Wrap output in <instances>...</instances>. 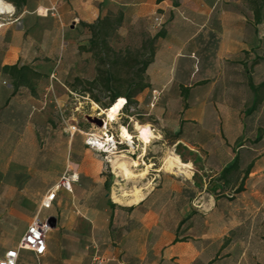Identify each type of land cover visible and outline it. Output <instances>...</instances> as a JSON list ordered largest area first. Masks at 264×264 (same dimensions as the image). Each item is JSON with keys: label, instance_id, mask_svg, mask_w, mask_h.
I'll return each instance as SVG.
<instances>
[{"label": "rangeland", "instance_id": "374dc122", "mask_svg": "<svg viewBox=\"0 0 264 264\" xmlns=\"http://www.w3.org/2000/svg\"><path fill=\"white\" fill-rule=\"evenodd\" d=\"M39 1L42 4L44 0ZM168 2L174 6L178 2L177 21L181 24L187 21L184 17L193 18L197 11L206 14L207 26L222 39L215 64L208 70L211 81L201 87L193 85L180 135L184 101L176 82L158 93L154 107H150L154 89L145 88L133 99L138 107L132 118L123 117L109 124L116 133L121 124L132 130L137 128L136 123L152 124L159 136L143 151L146 166L150 165L148 174L131 180L118 176L104 155L86 149L85 132L99 130L100 125L89 119V114L97 113L96 103L104 109L113 100L105 81L107 71L116 74L114 86L122 92L127 91L128 81L140 73L137 61L151 54L150 40L159 14L140 19L125 17L110 31L109 47L99 45L94 49L88 27L80 22L72 23L74 26L63 24L58 16L46 14L45 7L39 6L33 13L13 11L5 16L8 24L1 31L8 29L0 35V69L1 56L8 53V58H15L9 49L19 45L27 56L24 62L33 59V66L43 76L35 79V91L23 86L14 97L29 109V124L21 133L5 127L0 133V254L17 245L32 221L28 205L42 203L49 192L57 190L49 211L58 218L57 225L62 226L68 246L89 245L85 249L88 264L96 255L118 259L121 254L127 259L124 254L135 247V241L144 242L153 264H160L161 250L170 246V252L176 254L174 258L190 257L187 244L172 243L181 219L190 213L179 229V238L192 227L187 233L196 236L201 251L196 264L210 258H214L213 264H264V137L254 142L255 132L243 130L244 113L253 100L249 80L257 84L264 80V25L255 24L253 0ZM107 9L105 15L112 12L116 18L119 8ZM196 47L194 39L182 46L171 38H159L154 43L156 56L147 68L146 81L147 72L161 70L167 82L177 68L178 52L182 49L183 54L194 53ZM0 79L4 87L12 90L11 79ZM74 124L82 131L72 138L69 128ZM255 129L264 131V102L258 110ZM170 150L192 164L191 175L162 169ZM236 153L242 169L250 164L252 169L245 190L228 200L224 197L231 196L235 186L222 190L216 178L222 163ZM140 162L138 172L146 167ZM75 174L79 179L73 181ZM106 181L109 185L105 186ZM184 186L196 188L198 196L192 200L180 197ZM144 187L147 194L142 205V200L127 204L114 197L120 196L124 188ZM107 198L118 205L112 227L116 241L102 243L104 220L111 214ZM219 199L224 202L222 208L216 204ZM184 201L185 206L180 205ZM130 206L134 208L130 210ZM132 215L135 218L130 222ZM50 240L54 244L59 241L57 231ZM111 249L114 252L109 254Z\"/></svg>", "mask_w": 264, "mask_h": 264}, {"label": "trees", "instance_id": "16d2710c", "mask_svg": "<svg viewBox=\"0 0 264 264\" xmlns=\"http://www.w3.org/2000/svg\"><path fill=\"white\" fill-rule=\"evenodd\" d=\"M162 1V0H159ZM254 7V19L256 26L264 25V0H253ZM175 5H178L176 2ZM113 13L109 12L105 16H100L99 19L94 23H87L80 21L81 25L88 27L91 31L90 46L92 49L103 45L109 47L108 36L110 31L115 30L124 20V12L121 8L117 13L116 18H113ZM174 13L171 11L167 20L163 22L164 25L154 34L151 38L152 51L148 58L137 63L140 65L138 68L139 74L135 78L128 81L127 91L122 92L120 88L114 86V81L117 80L116 74L112 70H108L106 74V85L109 88V93L112 95L113 100L117 97L124 96L127 97L130 103H136L133 99L150 84L146 81L145 73L149 65L153 62L156 51L154 48V43L161 37L167 35L170 29L171 22L173 20ZM183 28V27H182ZM194 41L196 43V51L194 53H186L179 57V61L176 68V77L180 81L181 95L183 96L185 102V109L188 108V99L190 96V90L193 85H202L211 81V78L207 76L208 70L212 68L217 59L218 50L221 43V35L215 30L208 27H203L200 31L194 35ZM193 54V55H192ZM118 56L120 54H117ZM188 62V63H187ZM4 77L11 79L13 83L12 90L6 88V91L1 89V96L8 97L3 101H0V133L2 128L13 129L15 131H22L26 125L27 118L29 115V109L26 105L19 104L15 100V95L19 89L23 86L28 87L31 91H35V79L41 78L43 74L27 64L15 63L11 65L3 66ZM6 82V80H5ZM249 86L253 92V101L251 106L244 113V123L243 130L244 133L249 131L255 132L254 142L260 141L264 137L263 130H256L255 124L258 115V110L264 102V80L260 83H255L254 79L250 78ZM184 120L181 121V126L179 130V135L182 133V124ZM252 164H250L245 170L242 169L241 158L237 153L234 159L227 165H225L220 172L219 176L216 178L221 183L222 190L226 187H234L231 196H225L228 200L235 199L237 194L242 193L245 190V181L251 172ZM82 178V177H81ZM109 185L106 181L105 186ZM197 191L194 188L185 187L181 191L180 197L188 200H192L196 197ZM106 203L111 209V221L113 219V212L118 205L107 198ZM186 201L183 202L185 204ZM182 203L180 205H183ZM216 204L221 208L224 207V202L220 199L216 201ZM134 206H130L129 209H133ZM186 220L183 219L178 227L180 229L182 223ZM112 223V222H111ZM189 236L179 238V234L174 240V242L180 240H190ZM214 259L210 261L209 264H213Z\"/></svg>", "mask_w": 264, "mask_h": 264}, {"label": "crops", "instance_id": "0c3cea01", "mask_svg": "<svg viewBox=\"0 0 264 264\" xmlns=\"http://www.w3.org/2000/svg\"><path fill=\"white\" fill-rule=\"evenodd\" d=\"M10 4H12L15 8L14 11L19 12V13H33L36 11V9L41 6V7H50V6H56L58 12H59V18L61 19L62 23L64 24L65 22H68L69 24L72 23H79L80 21H84L87 23H94L96 22L100 16L105 15V9L108 10L110 6H117L118 8H121L124 12V18L128 17L131 19H140V18H146V17H151L152 15H155L158 13L159 15L163 16V22L167 20V17L169 16V13L173 11L174 17L171 22L170 29L167 32V35L163 38L161 37L160 39H168L171 38L174 40L175 44H185L191 42L193 40L194 35L198 31H200L203 27H208L207 26V21H208V16L206 14H203V12H195V16L193 18H187L184 17L186 22L181 24L182 22L177 21L178 18V8L175 5H172L171 2H168L169 0H44L43 3L41 4V1L39 0H4ZM39 11V10H38ZM164 25V24H162ZM72 26H74L72 24ZM155 26V32L161 28ZM183 27V28H182ZM209 28V27H208ZM8 27L5 28L3 31L0 32V35H3L7 31ZM213 29V28H211ZM153 34V35H154ZM19 46V45H18ZM18 46H12L11 45V57L15 56V58L10 59L8 58V53L5 55H2L1 59L3 60L1 64V69H0V77L5 78L3 74V66L4 65H11L15 63H21V64H27L30 65L31 67H34L35 65L33 59L29 60L27 62H24V58L26 59L27 56L23 55V52L21 51L20 47ZM187 52V51H184ZM183 55V50L181 49L180 52H178L177 56L180 57ZM5 56V57H4ZM156 56V55H155ZM33 62V63H30ZM152 64V63H151ZM150 64V65H151ZM149 65V66H150ZM35 68V67H34ZM36 69V68H35ZM149 75V81L148 83L150 84L148 87H151L152 89H156L158 93L163 92L166 90V88L170 87L172 83L176 82L179 89H180V81L176 77V70L174 69L173 72L170 74V78L166 80L165 82L164 75L161 73V70H157L155 72H147ZM5 82V80L3 81ZM210 82V81H209ZM208 82V83H209ZM206 83V84H208ZM206 84L202 85H195L194 87H201ZM0 86L6 91V87H4L1 84V79H0ZM147 87V88H148ZM193 89V86L191 87L190 93ZM181 92V89H180ZM8 97V94L5 95V97L1 96V91H0V101L6 99ZM190 98V96H189ZM183 99V96H182ZM184 101V99H183ZM189 101V99H188ZM187 101V102H188ZM253 101V100H252ZM184 103V109L182 110V118L180 119V126H181V121L184 120L182 124V129L185 123V118H184V111H186L188 108L185 109V102ZM189 107V103H188ZM29 124V120L26 122V126ZM12 131H15L12 129ZM18 132V131H15ZM18 133H21L18 132ZM86 149H89L86 146ZM237 154V153H236ZM231 157L226 163H222L220 172L222 171L223 167L227 164H229L235 157V155ZM219 172V174H220ZM85 175H90L92 177V174H85ZM219 182V181H218ZM105 183V182H104ZM220 183V182H219ZM221 186V183H220ZM188 187V188H194L193 186H184L183 188ZM182 188V190H183ZM196 191L197 189L194 188ZM47 196V195H46ZM198 194L196 193V197ZM195 197V198H196ZM56 198V197H55ZM187 198V197H184ZM145 200H142L141 205L144 204ZM54 204V202H53ZM28 205V204H27ZM32 211V215L30 218H34L38 213H40V216H42L43 219H48L52 215L50 213L49 209L50 208H41V203H34L33 206L28 205ZM183 206H185L183 204ZM191 216V213L187 216ZM113 219L111 221V214L109 215V218H106L105 224L103 225V234L104 238L102 243H106V240H109L110 242H115V231L112 229L113 227V221H114V212H113ZM186 217V218H187ZM135 216H131V221L134 220ZM58 219V218H57ZM133 219V220H132ZM185 219V218H183ZM181 219V221L183 220ZM136 220V219H135ZM31 221V220H30ZM28 222V225L26 227H29L31 222ZM180 221V222H181ZM112 222V223H111ZM180 224V223H179ZM179 225L176 228L175 231V237L172 241L173 244L175 243H180L179 241L174 242L177 233L180 236V230H178ZM191 226L187 229L185 232V236H189L191 239L190 240H180L182 243H185L188 245V247L191 249V256L190 257H185L181 259L174 258L176 254L170 252V248L172 246L167 247L164 250H161V258L159 259L160 264H167L168 262L172 263V260L179 262V264H196L197 258L199 257V254L201 253L200 251V246L198 245V240L196 236L193 234L187 233L188 231L191 230ZM25 230V232H26ZM58 232L59 234V241L54 244L50 238L52 233ZM63 228L62 226L56 225V227H53L48 234V247H47V252L45 255L42 256H37L35 252L29 249H22L20 251V264H88L87 258L85 256L87 255V251L85 249H88L89 245L85 246H80V248H74L73 246H68V241L64 237L63 233ZM24 232V234H25ZM187 233V234H186ZM24 234L19 237V241L17 245L11 246L10 248L6 249L9 250L11 248H17L18 244L20 243L22 237ZM132 237V236H131ZM92 241V240H91ZM101 241V240H100ZM99 241V242H100ZM135 241V240H134ZM135 247L132 248L129 251V255L126 253L124 254L128 256L127 259H124L123 255L118 254V259H116L114 256L111 258L106 257V255L101 256L102 258L105 259L104 263L101 264H108L110 261V264H153V262H149V250H146L145 244L143 241H135ZM97 245V244H96ZM5 250V251H6ZM113 249L110 250V252H107L109 254H112L114 252ZM116 251V250H115ZM98 256V255H97ZM182 257V256H181ZM19 258V260H20ZM214 258H210L207 262L204 264H209L210 261H212ZM19 264V261H18ZM91 264V263H90ZM92 264H100L95 260V257L93 258Z\"/></svg>", "mask_w": 264, "mask_h": 264}, {"label": "built area", "instance_id": "2783aa9c", "mask_svg": "<svg viewBox=\"0 0 264 264\" xmlns=\"http://www.w3.org/2000/svg\"><path fill=\"white\" fill-rule=\"evenodd\" d=\"M50 12L54 16H60L59 12L56 8V6H50L45 8V13L48 14ZM11 15L12 12H0V31L2 28H4L8 24V20L6 19V15ZM155 24L157 27L162 26L163 24V16L157 15L155 17ZM154 96L153 99L150 102V107L155 106V100L157 99L158 92L157 90H153ZM123 99L124 103L121 106L117 119H122L123 117L126 118H132V115L134 114L133 111L136 110V107L134 103H130L127 97H117L108 106H106L104 109L97 104V113L89 114L91 117H99L103 119V124L100 127L98 124V131L96 130H90L85 132V144L88 148L101 153L104 155V157L108 160V162L111 163V155L113 154H119V155H126L130 158L138 160L139 163L142 161V163L146 166V161L144 157L143 151L147 149L150 144L155 141L156 138H152V141L148 143V145H144V142H142L139 139L138 132L139 130L130 129L128 126V130L131 133V138L123 137L121 133H116L113 130L109 129V124L111 122H108L106 124V114L105 111L107 109H111L118 100ZM99 110V111H98ZM144 124V123H142ZM151 128L156 132V129L152 124ZM82 130L76 125H72L69 128L70 136L73 138L74 135L77 132H81ZM72 180H78L79 176L78 174H75ZM70 183V181H69ZM59 189V188H58ZM57 196V190H53L47 194V196L44 197L41 203V208H51L53 206V202L55 200V197ZM51 230V226L44 222L40 216L39 213L32 219L29 227L27 228L24 236L22 237L20 243L18 244L17 248H11L9 250H6L3 254H0V264H18L19 258H20V251L22 249H29L35 252L37 256L45 255L47 252L48 247V234ZM95 260L98 263H104L105 259L101 256H95Z\"/></svg>", "mask_w": 264, "mask_h": 264}, {"label": "bare ground", "instance_id": "6f19581e", "mask_svg": "<svg viewBox=\"0 0 264 264\" xmlns=\"http://www.w3.org/2000/svg\"><path fill=\"white\" fill-rule=\"evenodd\" d=\"M15 10L14 6L4 0H0V12H13ZM44 12V10L42 9ZM124 100L120 99L116 102V104L111 108L107 109L105 111L106 114V124L108 122H113L117 119L118 112L123 105ZM136 129L139 130L138 135L139 139L144 142V145H148L149 142L152 141V138H159L158 134L154 132V130L151 128V125L149 124H139L136 123ZM120 133L123 137L131 138V133L128 130V128L125 125L119 126ZM111 158V165L113 167V170L116 172L118 176H122L124 180H131V179H138L143 178L148 174V169L150 168V165H147L144 169H140L141 172H138V166L139 162L136 159L130 158L126 155H119V154H113L110 156ZM149 167V168H148ZM137 168V169H136ZM192 164L189 162H184L179 154L176 152L170 150L165 159L162 166L163 170H166L168 172H172L175 174L180 175H191L192 172ZM139 170V169H138ZM143 171V172H142ZM70 185V183H69ZM71 186V185H70ZM56 187V186H55ZM54 187V188H55ZM57 188H60V186H57ZM147 187L134 190V189H122L120 190L122 194L119 196L114 194V197L119 201L127 202V204H134L146 196L147 192H145L142 189H145ZM116 193V192H115ZM114 198V199H115ZM124 200V201H123ZM121 202V203H122ZM124 203V204H125Z\"/></svg>", "mask_w": 264, "mask_h": 264}, {"label": "water", "instance_id": "95a60500", "mask_svg": "<svg viewBox=\"0 0 264 264\" xmlns=\"http://www.w3.org/2000/svg\"><path fill=\"white\" fill-rule=\"evenodd\" d=\"M89 119L92 121V122H94V123H96V124H98V125H102L103 124V119H101V118H99V117H89ZM46 222L49 224V225H51L52 227H56V225H57V217L56 216H50L47 220H46Z\"/></svg>", "mask_w": 264, "mask_h": 264}]
</instances>
